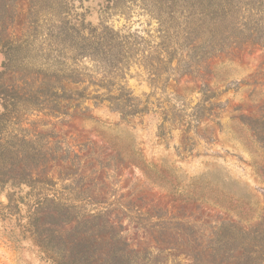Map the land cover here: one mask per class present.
<instances>
[{
    "label": "rangeland",
    "instance_id": "1",
    "mask_svg": "<svg viewBox=\"0 0 264 264\" xmlns=\"http://www.w3.org/2000/svg\"><path fill=\"white\" fill-rule=\"evenodd\" d=\"M253 1L254 15L245 11L243 21L246 39L258 44L217 53L193 75L155 82L157 89L133 67L134 94L143 102L155 96L148 113L123 118L107 104H79L75 90L88 82L67 77H88L94 64L59 47L74 35L60 37L54 25L104 18L116 28L144 29L139 9L126 23L111 15L108 0H0V72L6 55L17 71L2 82L24 87L42 70H63V83L53 81L65 88L37 93L36 108L24 115L39 122L51 160L39 171V189L0 188V264H55L48 255L64 248L66 239L50 242L42 227L55 224L40 225L51 212L37 208L41 190L67 205V236L75 228L109 240L106 250L126 248L125 264H264V0ZM230 35L236 41L239 30ZM204 96L215 105L196 121Z\"/></svg>",
    "mask_w": 264,
    "mask_h": 264
},
{
    "label": "trees",
    "instance_id": "2",
    "mask_svg": "<svg viewBox=\"0 0 264 264\" xmlns=\"http://www.w3.org/2000/svg\"><path fill=\"white\" fill-rule=\"evenodd\" d=\"M108 1L111 4L107 9L112 10L111 15L123 17L126 23H129L133 9H139V15L147 18L145 23H141L145 28L132 31V27L126 24L116 28L104 18L97 25L60 22L54 26L60 37L69 33L74 35L71 39L59 37V47L80 53L94 64L91 74L86 75L88 77H81L75 71L67 77V80L75 84L88 82L81 90H75L81 100L79 104L87 100L93 101L94 105L107 104L110 111L123 118L148 113L151 110L150 99L155 96V92H152L147 95V101L143 102L134 94L128 84L133 67L142 69L149 76L147 80L151 87L157 89L155 82L166 84L173 78L176 80L181 76L193 75L207 59L217 53L232 47L241 49L246 45L258 44L246 39V22L243 21L246 19L245 11L249 12L250 18L254 15L253 0ZM258 23L260 22L257 20L254 24ZM234 27L239 30L236 41L230 35ZM85 29L88 30L87 35H83ZM8 62L6 55L0 72V188L5 190L10 185L21 189L25 185L31 189H39V171L47 167L51 160L50 153L46 145L39 143V138L44 136L38 131L39 122H29V117L24 115L26 111L36 108L31 100H38L37 93L46 96L65 89L60 85L56 87L53 81L61 79L59 84H62L60 74L64 72L56 70L53 71L54 74H49V69L42 70L41 79H26L24 87L15 80L5 84L2 82L3 75L6 72H17ZM90 88L93 91L88 94ZM202 93L205 95L203 89ZM212 98L213 96L202 97L198 105L201 106L200 111L193 114L196 121L204 117L206 111L213 110L215 104L210 103ZM25 124L31 128L24 127ZM40 194L37 208L43 211L48 206L51 212L48 213L49 220L40 223L41 217H37V222L40 225H56L42 226L47 231L46 236L50 242L55 238L66 239L61 251L48 255L55 264L127 263L125 261L129 254L126 248L113 250L116 254L105 249L109 240L74 234L75 228L69 231L70 237L67 236L65 227L69 222L65 221L62 212L67 205L42 193V190ZM14 195L12 193L8 196L10 201ZM20 198L24 199V196ZM104 218L105 224H109L108 214ZM35 225L38 226L36 223ZM228 225L236 226L234 223ZM258 230L264 232V228ZM262 248L264 251V247Z\"/></svg>",
    "mask_w": 264,
    "mask_h": 264
}]
</instances>
